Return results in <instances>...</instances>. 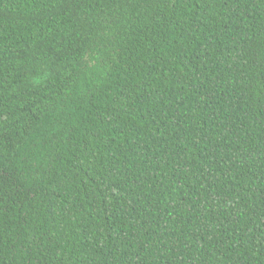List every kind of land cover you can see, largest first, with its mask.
Listing matches in <instances>:
<instances>
[{
    "label": "trees",
    "instance_id": "obj_1",
    "mask_svg": "<svg viewBox=\"0 0 264 264\" xmlns=\"http://www.w3.org/2000/svg\"><path fill=\"white\" fill-rule=\"evenodd\" d=\"M0 264H264V0H0Z\"/></svg>",
    "mask_w": 264,
    "mask_h": 264
}]
</instances>
